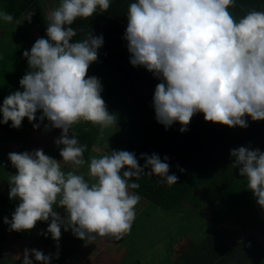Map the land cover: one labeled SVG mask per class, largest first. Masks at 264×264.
Segmentation results:
<instances>
[{"label": "clouds", "instance_id": "1", "mask_svg": "<svg viewBox=\"0 0 264 264\" xmlns=\"http://www.w3.org/2000/svg\"><path fill=\"white\" fill-rule=\"evenodd\" d=\"M235 0H136L127 11V41L130 63L144 67L161 82L153 95L155 119L165 130L178 122L186 132L192 117L203 113L206 122L230 128H247L245 117L264 120V11L251 10L237 20L230 13ZM110 0H61L48 15L46 35L38 38L30 51H24L28 71L16 91L3 100L0 123L19 129L26 117L31 123L45 118L50 128L61 129L54 143L60 147L57 160L42 149L10 152L8 159L17 170L11 175L9 199L20 203L11 220L4 218L10 231H29L38 221L48 222L46 232L57 242L61 228L71 229L81 240L99 237L119 240L128 234L141 197L130 192L141 176H156L169 186L178 177L169 175L170 165L156 153L136 154L113 150L101 157L85 159L82 145L70 130L80 122L104 129L116 128L117 116L110 114L101 96L102 84L87 76L90 64L98 60L103 36L88 32L83 40L70 42L77 35L72 25L78 18L92 17L97 10L107 12ZM34 11L28 14L31 21ZM0 20L13 22V16L0 11ZM39 128L40 124H33ZM233 168L246 178L247 189L264 209V152L239 147L230 150ZM61 161L79 168L88 164L89 183L84 175L65 172ZM177 167H179L177 165ZM126 169V170H125ZM145 169L150 171L145 172ZM184 172V169H180ZM63 208L62 216L55 208ZM50 264L52 254L25 249L22 264ZM59 258V253L55 254Z\"/></svg>", "mask_w": 264, "mask_h": 264}, {"label": "crops", "instance_id": "2", "mask_svg": "<svg viewBox=\"0 0 264 264\" xmlns=\"http://www.w3.org/2000/svg\"><path fill=\"white\" fill-rule=\"evenodd\" d=\"M5 0H0V2H3ZM8 2V5L16 8V12L18 14L13 18L12 23H8L7 25L0 27V41L5 44V49L0 51V66L4 65L5 61L8 62L7 56L12 55V57L9 59L10 61L13 59L12 63L17 62V67L22 68L20 72L18 73L19 78H23V76L26 74L24 72V65H28V62L25 61L22 58H18L15 53H10L11 50L15 49H21L22 51H30L33 44L36 42L38 38H40L42 33H45L47 30V26L49 23L48 15L49 13L54 10L52 8L53 1L52 0H30L32 3L36 2V7L31 5L29 8L34 7V17L31 21L27 19L28 13H26L23 10L19 11L18 4L19 1L22 0H6ZM24 1V0H23ZM52 1V3H51ZM51 4V5H49ZM55 8H57L55 6ZM7 9V8H6ZM15 14H12L14 16ZM5 35H9L13 38L15 36V39L12 41H7L5 38ZM110 69L109 72H106V70ZM104 74L101 75L102 79V92L101 96L103 100L105 101L107 105V109L110 114H115L117 116V125L116 128H107L104 129L103 137L100 136V128L99 126L93 125L90 122H80L73 126L72 130H70L69 135L71 136L72 133L76 135L79 142L84 145V143L87 142V139H89V143H87V149L85 151V159L88 160L91 157H101L105 154H109V152L116 150H125L129 152H134L136 154V157L138 159V162L140 166H143L145 163V160L140 159L141 154H147L153 153L151 152L152 149H155L156 146H159L162 144V147H171V142L173 140L176 147L180 145L181 143H178V139H181L182 134L189 135L191 133V139L192 142H194L195 139L199 135H196L193 129L191 131L187 130L186 132H180L181 125L176 122L171 127H169L167 130H165L164 125L158 123L155 119V110L153 108V99H151V95H149V92L146 91L145 88H143L138 82H133V78H125L123 74L117 73L112 66L106 67L103 70ZM111 74V76H110ZM112 75L118 76V78H115ZM87 76L91 77L89 73H87ZM124 78V80H123ZM20 79H17L16 81H20ZM123 80L118 81L116 83V80ZM109 85H106V84ZM133 83H136L134 85ZM5 86V85H4ZM11 86H14L16 89L15 91H18L20 86L18 83H15ZM21 91V90H20ZM149 95V96H148ZM153 95V94H152ZM7 97V92L4 89L0 88V103L4 100V98ZM149 101V106L146 103V100ZM3 104H0L2 106ZM42 110H38L37 113H41ZM36 113V114H37ZM3 119L2 113H0V120ZM248 127L247 128H241L239 126L237 127H228L225 125V131L220 130L218 134V144H223L226 142V139L228 136L231 135L230 130L233 131V136L230 138V142L232 143H241L243 142V139L246 138L241 133V130H247L250 127H255V132L252 134L251 139L257 140V144L264 145V134L261 135L260 129L264 130V122L263 121H253L251 117H245ZM191 127L193 128L194 125H206L208 122L204 120L203 113H197L195 114L191 119ZM262 122V123H261ZM33 124H40L39 128H34ZM49 121L47 118L44 119L43 122H41L38 119H36L33 122H29L28 119L25 117L22 121V125L19 129L12 128L11 127V121L8 122V124L0 123V254L2 253V250L5 245H8V249L5 250V254L0 256V264H2V258L8 254V256H11V248L17 247V243L23 244V248L19 249L17 251L18 258L14 259V261H11L9 264H22L23 262V252L25 249H42L41 251L45 254L47 250V242L49 240H52L51 234H48L47 236L41 235V232H46L48 228V224L51 220L49 219L48 222H42L38 221L35 225V231L32 234L31 238L26 239H17L14 237V232L9 230V225L4 223L3 218V212L5 206H6V200L9 199V183L8 179L11 175L16 174V169L12 166L10 160L8 159V154L10 152H16V153H22L25 151L32 152L36 149H42L44 153L52 158H55L57 160H62V158L59 155L60 147H63L62 145L60 147H57V145L54 143V141L59 138L61 134V129L56 128H50V130L45 131V125H48ZM211 126H214L215 124H209ZM205 126L206 132L203 135L204 140H207L209 138L210 134V127L211 126ZM222 125V124H220ZM216 127V126H215ZM260 128V129H259ZM222 131L228 133H223ZM215 130H213V133ZM88 136V138H86ZM190 137V136H187ZM86 138V139H85ZM201 138V137H200ZM233 139V140H232ZM211 142V140H210ZM86 145V144H85ZM238 146H242L238 144ZM175 147V148H176ZM258 149H260L259 146H257ZM160 148H158L159 150ZM261 152H264V149H260ZM161 160L163 161V158L166 156V151L164 149L159 150ZM214 151H210V153H213ZM157 153V151H155ZM229 160L227 161L228 167L232 170L233 173H226L227 177L232 176H238L239 175V169L233 168L232 164L234 162V157L231 155L228 157ZM179 161V160H177ZM62 169L67 171H75L77 174L84 175L85 179L92 183L90 177L88 176V164L79 167V168H73L71 165L64 164L61 161ZM181 167L179 168L180 171ZM126 170V169H125ZM145 171H150V169H145ZM216 176V175H215ZM220 176V173L218 174ZM155 179H159V177L154 176ZM243 181H246L244 179ZM141 178L139 180H136L133 178L129 181V183H138L140 185ZM226 183V182H225ZM138 189H130V192H134L138 194L141 197L140 202L136 205V209L140 207L142 204L146 202V207L148 204V201L138 192ZM201 188H197V192L200 193ZM203 209L205 210L207 205L206 200H203ZM257 204L255 197L253 196L251 201H249L246 204L247 212L249 213L252 224H249L250 227H243V228H249L250 232L246 235V238H243L242 242L246 240L247 238H251L252 245L250 246V250H246V248H240L241 243L239 244V247L236 248L235 252H230L229 255L226 254L227 257H234L238 258L237 264H241L240 262L249 261V264H258L259 259L262 257L264 258V255L260 251L259 246L257 243L264 242V222H256L254 217L250 214L249 211V205ZM19 204V203H18ZM258 205V204H257ZM201 207V206H200ZM260 211L264 214V209H262L258 205ZM58 208V212L63 216L65 214L63 208ZM222 208V207H221ZM223 209V208H222ZM224 210V209H223ZM225 212V211H224ZM144 210H141L139 212L136 211L135 220L132 225V229L128 234H125L122 236L119 240L113 238V237H99L94 241H85L76 238L71 229L68 231H64L63 227L61 228V239L59 242L60 244L59 251L64 256L61 257L65 258V260L61 264H90L91 262L98 263L97 261L99 257L103 256L108 258V260L104 261V264H162L163 257L169 252L171 253V249L176 247V243L180 242V246H183L184 243L187 242V240H191V233H186L183 238H180L179 235H176L174 232L176 227L172 226L170 229V232L167 234V241H173L172 247L170 248L169 245L165 248V244L160 242L159 240H149L147 237H145V234H142V227L146 228L147 226L143 224L144 219L140 218L143 216ZM151 214L145 213L144 216L148 217ZM166 216V215H165ZM165 216H162L157 222L163 220ZM227 218H230L226 214ZM172 217V216H171ZM173 219H177L176 217H173ZM146 221L152 222V217L145 218ZM233 220V219H232ZM156 222V223H157ZM179 223H182L178 219ZM233 222H235L233 220ZM137 223L139 224L138 229L136 228ZM237 226L242 228L238 223L235 222ZM38 226V228H36ZM41 226V227H39ZM255 227V228H254ZM259 228L263 229V232L258 231ZM33 230V229H32ZM31 230V231H32ZM149 230V228H148ZM256 232L260 234V237L262 239H258ZM8 237V238H7ZM149 237V234H148ZM49 239V240H48ZM147 239L148 242H145L144 240ZM170 239V240H168ZM10 240L12 242H10ZM41 241V242H40ZM104 242L108 243V248L103 249V251H108V254H104L102 252V248L104 247ZM140 244V248L136 249L135 245L136 243ZM149 248H146V247ZM147 249H149L147 251ZM240 252V253H239ZM246 258L247 260H241V257ZM13 258V257H11ZM30 259L33 258V256H29ZM236 260V259H235Z\"/></svg>", "mask_w": 264, "mask_h": 264}, {"label": "trees", "instance_id": "3", "mask_svg": "<svg viewBox=\"0 0 264 264\" xmlns=\"http://www.w3.org/2000/svg\"><path fill=\"white\" fill-rule=\"evenodd\" d=\"M60 2L61 0H56L57 7ZM134 2H136V0H110V7L107 12H100L98 9L92 17L87 19L78 18L72 25L66 27H72L77 30V35L73 37L70 42L83 40L88 32L95 36H103L104 43L98 50V60L90 64L87 72L90 76L97 77L102 83L100 74H104L103 70L106 67L112 66L117 73L123 74L125 78H133L138 82L149 92V95H151L148 96L153 99L156 85L160 83L161 80L156 78L153 73L149 72L146 68L142 66L134 67L131 65V54L127 49V41L123 39L127 27V11L129 5ZM34 4L36 5V2L32 3L30 0H22L19 1L18 9L19 11L24 9V11L29 14L34 10V7H36ZM31 5L34 7L29 8ZM16 8L9 5L7 6V9L11 10V15L15 14L13 18L18 14ZM251 10L264 11V0H235L234 6L229 8L230 13L237 22ZM34 17H32V19ZM5 38L7 41L12 40L9 35H5ZM40 38L48 39L46 32L42 33ZM23 52L24 51L21 49L15 48L10 51V53H15L19 59L22 58L27 61V58L23 56ZM11 57L12 55H8V62L5 61L4 65L0 66V78H4L6 83L0 85L1 89H4V85L19 84V81L16 80L20 79L18 73L22 68L17 67V62L12 63L13 59L11 61L9 60ZM23 65L25 73L30 71L28 65ZM112 76L118 78L116 75ZM123 80L117 79L116 83ZM18 87L20 88L19 91H23L21 86ZM149 101L151 100H146L148 106ZM0 104H3V101ZM40 115H42V112L36 114L37 119ZM261 121L264 122V120ZM209 124L215 125L211 126ZM207 125L211 126L210 129L212 130H210L209 138L204 140L203 135L206 132L205 126ZM255 127L254 125L247 130H241V133L246 138L243 139V142L237 144L230 142V138L233 136V131L231 129V135L227 137L223 145L218 144V134L220 130H226L225 125L208 122L206 125H194L192 128L190 122L188 130L191 131V129H193L196 135H199L194 142H192L191 133L189 135L182 134L184 137L178 139V143L181 144L177 147L172 140L171 147L161 148L162 144H160L156 146L155 149L151 150V152L154 151L153 153L157 151L156 154L159 156L163 155L162 153L160 154L159 150L164 149L166 151V156L169 158L167 162L170 165L169 175L174 173L179 179L177 184L169 186L166 182H162L160 178L155 179L154 176L149 177L144 175L141 176L140 189L138 192L148 201L147 208L162 209L166 213L174 212L171 213L172 217H176L183 222V224L178 221L174 222L176 224L175 231L180 228L184 233L180 235L179 232L176 233V235L183 238L186 233L190 232L192 240L190 248L186 246V243H184L183 246H180V242L176 243V247L171 249V253L169 252V254L167 253L163 257L164 260H162V264H228L227 260H229V258L226 254L229 255L230 252L226 250V247L221 242L219 232L209 231L211 228L209 223L213 220V224H217L220 220L217 218L218 215L214 206V203H218V205H222L225 213L241 227H250L249 224H252V219L247 212L246 204L251 201L254 195L251 190L247 189V182L243 181L246 178L238 176L229 178L226 173H233L227 165L230 150L239 147H246L254 150L257 149V146H259L260 149H264V145H258L257 140L251 139L252 134L255 132ZM213 130H215L214 133ZM224 131L222 132H229ZM260 132L261 135L264 134L263 129H260ZM86 138H88V136H86ZM87 143H89V139H87L84 145H87ZM238 144L242 146H238ZM158 148L160 149L158 150ZM210 151L214 152L210 153ZM153 153H148V155ZM177 165L179 167H177ZM180 167L185 171H179ZM219 173L220 176H218ZM198 187L201 188L200 193L196 191ZM203 200L207 202L208 206L206 210L211 215L210 220L205 218L203 213ZM18 203H20L19 198L7 199L6 206L3 208V218L7 217L11 220L12 214L18 206ZM55 210L58 211V208H55ZM36 228H38V226ZM31 230L20 232L13 231L14 237L20 240L31 238L35 231V227L32 231ZM58 243L60 247L62 243ZM251 243V238H247L241 243L240 248L250 250ZM172 244L173 241H170L168 244L170 248ZM46 246L48 248L45 255L52 254L50 264H61L65 260V258H62L64 256L58 250L59 247H57L56 241L53 239L49 240ZM255 246H259L260 251L264 255V242H259L257 245L255 244ZM57 252L59 253L58 259L55 258ZM135 264L139 263L137 262ZM258 264H264V258L261 257Z\"/></svg>", "mask_w": 264, "mask_h": 264}, {"label": "rangeland", "instance_id": "4", "mask_svg": "<svg viewBox=\"0 0 264 264\" xmlns=\"http://www.w3.org/2000/svg\"><path fill=\"white\" fill-rule=\"evenodd\" d=\"M52 1H53L52 8L55 9L56 0H52ZM52 1H51V3H52ZM49 5H51V4H49ZM7 6H8V2L6 0L3 2H0V11L7 12V13L11 14V10L6 9ZM7 24L8 23L4 22L3 20H0V27L7 25ZM14 39H15V36H13L12 40H14ZM5 47H6L5 44H3L0 41V51L4 50ZM4 51H6V50H4ZM109 71H110V69L106 70V72H109ZM134 81L135 80L133 79V82ZM1 84H6L5 79L2 77L0 78V85ZM133 84L136 85V83H133ZM4 88H5V91L7 92V96L16 92L15 91L16 88L14 86H11V84L5 85ZM1 133L2 132L0 129V134ZM214 206H215V209H216V212L218 215L217 218H218V220L219 219L220 220L217 224H213V220L210 221L209 225L211 226V228L209 229V231L210 232L211 231H218L219 235H220L219 238H220L221 242L224 244V246L226 247V250L229 252H233V251L235 252L236 248L239 247V244L242 242L243 238H246V235L249 234L250 230H249V228H243V227L240 228L239 226H237V224H235V222H233L232 219L227 218L226 213L221 208L222 205L220 206V205H218V203H214ZM248 208H249L250 214L254 217L256 222H258V223L264 222V214L260 211V209L256 203L255 204L250 203ZM141 210H144V213H143V216H141L140 218L144 219L143 224H145L147 226L146 228H144V226L142 227V234L144 233L145 237H147L149 240H152V241L159 240L160 242L165 244V248H166L169 244V241H167V234H168V232H170V229L172 228V226L176 227V224L174 222L178 221V219L175 220V219H173V217H170V216H172L171 213H174V212H171V213L167 212L166 213L162 209L147 208L146 202L144 204H142L140 207H138V209L135 208V211H137V212H139ZM145 213H148L151 215L146 217V216H144ZM203 213L205 215V218H208L210 220L211 215L206 209L205 210L203 209ZM162 216H165V218L163 220L157 222ZM149 217H152L153 224H151V222H148L145 220V218H149ZM138 226H139V224L137 223V225H136L137 229H138ZM148 228H149V230H148ZM165 230H167V231H165ZM258 231L263 232V229L259 228ZM174 232L175 233L180 232L179 233L180 235L184 234L182 229H180V228H178V230L174 231ZM148 234H149V237H148ZM256 235H257L258 239H262L258 232H256ZM168 240H170V239H168ZM144 241L148 242L147 239H145ZM191 241L192 240H187V242H186V244H187L186 246H189V248L191 247ZM10 242H12V241L10 240ZM16 245H18V246L10 249L11 253H12L11 256H8V254H7L2 258V264H9L11 261H14V259L18 258L17 251L19 249L23 248V244L17 243ZM8 247H9L8 245L4 246L2 253L0 254L1 257L3 254H5L4 252H5V250L8 249ZM107 248H108V243L104 242V247L102 248V252L104 254L109 253L108 251H105V252L103 251V249H107ZM135 248L136 249L140 248L139 242L136 243ZM146 248H149V247L147 246ZM37 250L41 251L42 249H37ZM148 250L149 249H147V251ZM11 257H13V258H11ZM228 258H229V260H227L228 264H237V262L239 261L238 260L239 257L238 258L228 257ZM32 260H33V264H39V262L35 261L34 257L32 258ZM106 260H108V258L101 256L97 260V261H99L98 263L91 262L90 264H104L105 263L104 261H106ZM241 260H247V259L242 256ZM240 263L241 264H249V261H244V262H240Z\"/></svg>", "mask_w": 264, "mask_h": 264}]
</instances>
